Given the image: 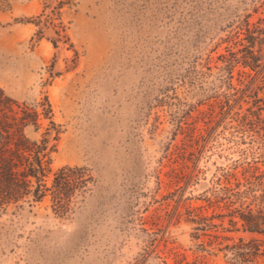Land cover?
<instances>
[{"label":"rangeland","instance_id":"rangeland-1","mask_svg":"<svg viewBox=\"0 0 264 264\" xmlns=\"http://www.w3.org/2000/svg\"><path fill=\"white\" fill-rule=\"evenodd\" d=\"M263 20L264 0H0V93L42 183L84 169L65 215L50 189L0 208V264H264L240 218L264 158L236 127L264 69L231 62Z\"/></svg>","mask_w":264,"mask_h":264},{"label":"trees","instance_id":"trees-1","mask_svg":"<svg viewBox=\"0 0 264 264\" xmlns=\"http://www.w3.org/2000/svg\"><path fill=\"white\" fill-rule=\"evenodd\" d=\"M244 39L246 43L239 50L241 55L234 54L231 62L233 64L240 63L255 72H259L262 66L264 69L261 62V57H264V28L257 27L256 30L247 28ZM2 94L0 93V208L28 197L40 201L45 196V191L50 189L53 200L59 208L57 210L61 215H65L69 209L71 196L76 188L74 184L76 174L81 172L83 168H61L55 174L52 187L47 188L42 183V176L45 171L43 158L39 154L31 158L30 152L33 151L34 143H30L23 132L27 123L25 119L29 112L23 110L24 115L18 119L12 114L10 99L3 98ZM263 110V106L259 104L247 108V112L237 118L236 127L248 132L251 139L258 142L261 150L260 154L264 158ZM27 152H29V155L26 154ZM257 190H260L261 193L257 194ZM244 192L249 195L250 204L256 205L257 209L249 208L247 211L240 212L242 225L245 230L263 233L264 173L257 175L254 180L250 181ZM244 192L236 195L242 196ZM258 244V239L245 242L241 238L239 244L234 246V256L239 258L240 261L246 262L248 261V255H258ZM248 252H251V254Z\"/></svg>","mask_w":264,"mask_h":264},{"label":"bare ground","instance_id":"bare-ground-1","mask_svg":"<svg viewBox=\"0 0 264 264\" xmlns=\"http://www.w3.org/2000/svg\"><path fill=\"white\" fill-rule=\"evenodd\" d=\"M75 159V157L73 156V158H71V160H74Z\"/></svg>","mask_w":264,"mask_h":264}]
</instances>
